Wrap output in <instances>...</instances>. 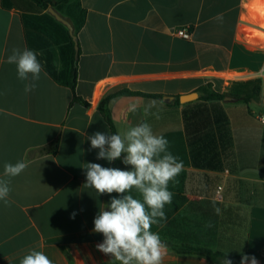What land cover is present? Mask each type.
I'll list each match as a JSON object with an SVG mask.
<instances>
[{
    "label": "crops",
    "instance_id": "obj_1",
    "mask_svg": "<svg viewBox=\"0 0 264 264\" xmlns=\"http://www.w3.org/2000/svg\"><path fill=\"white\" fill-rule=\"evenodd\" d=\"M261 1H72L61 15L78 39L76 94L84 105L72 104L71 91L44 70L37 87L25 93L16 66L6 62L13 48H28L23 14L5 10L0 0V179L6 162L28 164L11 178L9 204L0 200V264H20L30 250L43 251L53 264H118L97 250L104 237L93 228L99 211L120 194L98 195L84 187L83 167L90 162L131 170L122 162L124 154L112 162L97 159L99 150L87 139L96 132L111 134L98 105L119 88L160 98L114 100L110 114L116 134L148 123L184 164L168 185L173 199L164 208L167 219L152 231L165 244L201 246L229 256L253 253L264 264V125L258 121L264 113V41L254 34H264V28L251 15ZM183 28L191 32L189 40L176 34ZM29 31H34L37 55L61 70L71 55L66 34L44 19L31 21ZM256 78L262 79L259 102L208 103L227 118L211 135L216 155L200 153V143L191 148L183 119L186 104L175 103L176 97L198 93L207 84L228 93L231 82ZM169 97L173 100H164ZM149 103L154 106L145 113ZM55 140L57 154H42ZM131 194L138 197L135 190ZM163 264L209 263L203 257H180L167 247Z\"/></svg>",
    "mask_w": 264,
    "mask_h": 264
},
{
    "label": "clouds",
    "instance_id": "obj_2",
    "mask_svg": "<svg viewBox=\"0 0 264 264\" xmlns=\"http://www.w3.org/2000/svg\"><path fill=\"white\" fill-rule=\"evenodd\" d=\"M6 62L16 66L17 77L24 82V91H33L40 79L43 67L37 53L31 49L13 48ZM149 103L144 111L153 107ZM137 105H130L136 111ZM91 148L98 149L97 159L109 162L120 159L131 170L103 167L98 163H85L86 188L94 189L98 195L117 193L110 204L104 205L94 219V233L102 234L98 251L111 256L118 264H163L167 246L152 226L166 221L165 205L172 203L173 193L168 190L171 181L182 172L184 164L169 151V141L153 133L148 123L129 128L123 135L96 132L87 137ZM28 164L21 160L15 164H4L5 178L0 179V200L9 204L10 181L20 175ZM135 190L138 197L131 194ZM217 215L221 209L213 204ZM73 213L72 218H74ZM209 222L206 227H211ZM20 264H53L43 251L30 250ZM222 264H233L226 258ZM240 264H258L255 256L241 253Z\"/></svg>",
    "mask_w": 264,
    "mask_h": 264
},
{
    "label": "trees",
    "instance_id": "obj_3",
    "mask_svg": "<svg viewBox=\"0 0 264 264\" xmlns=\"http://www.w3.org/2000/svg\"><path fill=\"white\" fill-rule=\"evenodd\" d=\"M75 0H1V6L5 10H18L22 12V20L24 23L25 37L28 49L36 52L37 47L33 39L34 31H29L31 27V21H37L44 19L52 23L57 29H61L62 33L66 34L67 41H69V49H71V55L64 63L61 70L49 60H43L37 55L43 70L52 78L58 85L68 88L72 93V104L79 102L84 105H88L85 101L80 99L76 94V86L78 83V60L75 59V48L72 37L69 35L67 28L61 23L57 22L49 13L48 9L53 8L60 15L64 6L68 5ZM62 16V15H61ZM82 19L79 20L80 26ZM57 34V31H55ZM58 39V38H57ZM60 40H56V44H60ZM228 93H219L212 89L211 84H207L198 89L200 97L190 104H186V109L183 111L185 133L188 137L190 147L196 143L202 144L199 147L200 153L213 152L216 155L215 147L212 146L213 140L211 135L214 130V126L221 122H226V116L218 114L217 106L208 103L211 102H223L226 97L233 98L237 103L250 105L253 102H259L262 93V79L256 78L248 81H236L231 82L229 85ZM138 95L144 98H160L159 95H150L140 92H134L126 88H119L108 92L100 101L98 105V111L108 124L111 134H116L115 124L110 114L111 103L122 96ZM175 103L179 104V97H176ZM190 107V105H192ZM217 131H221V127L217 128ZM59 149V140L47 145L41 150L42 154L56 155ZM172 251L178 254L180 257L185 258H205L209 264H222L224 256L231 259L233 264H240L241 255L229 256L220 251H214L201 246L187 245V244H174L171 242L166 243ZM249 256H254L253 253L245 252Z\"/></svg>",
    "mask_w": 264,
    "mask_h": 264
},
{
    "label": "water",
    "instance_id": "obj_4",
    "mask_svg": "<svg viewBox=\"0 0 264 264\" xmlns=\"http://www.w3.org/2000/svg\"><path fill=\"white\" fill-rule=\"evenodd\" d=\"M48 13L59 23H61L62 25H64L67 29L68 32L70 34V36L72 37V40L74 42V48H75V59L78 60L79 57V46H78V39L77 36L74 34V28L71 25V23L65 19L63 16H61L57 11H55L53 8H49L48 9ZM199 98L198 93H192V94H188L185 96H181L179 98V102L181 104H187L193 101H196ZM165 101H172V97H169L168 99H164ZM233 98L230 97H226L225 101H232Z\"/></svg>",
    "mask_w": 264,
    "mask_h": 264
},
{
    "label": "rangeland",
    "instance_id": "obj_5",
    "mask_svg": "<svg viewBox=\"0 0 264 264\" xmlns=\"http://www.w3.org/2000/svg\"><path fill=\"white\" fill-rule=\"evenodd\" d=\"M253 7L254 9H251V15L253 20L264 28V3L262 1L257 2L256 5H254ZM254 34L258 35L262 39V41H264L263 33H260L259 31H254ZM259 43L263 45L262 42ZM244 230L245 229L243 228L241 234H243Z\"/></svg>",
    "mask_w": 264,
    "mask_h": 264
},
{
    "label": "built area",
    "instance_id": "obj_6",
    "mask_svg": "<svg viewBox=\"0 0 264 264\" xmlns=\"http://www.w3.org/2000/svg\"><path fill=\"white\" fill-rule=\"evenodd\" d=\"M179 37L189 40L191 38V32L189 31V29L183 28L180 29L179 31H177L176 33ZM258 121L264 125V113L260 114L258 116ZM221 190V188H219V191Z\"/></svg>",
    "mask_w": 264,
    "mask_h": 264
}]
</instances>
